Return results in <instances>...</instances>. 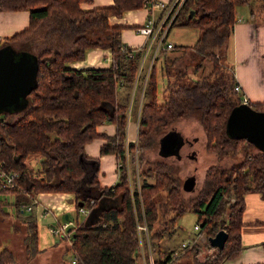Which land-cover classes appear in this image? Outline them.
<instances>
[{
    "label": "trees",
    "instance_id": "obj_1",
    "mask_svg": "<svg viewBox=\"0 0 264 264\" xmlns=\"http://www.w3.org/2000/svg\"><path fill=\"white\" fill-rule=\"evenodd\" d=\"M144 1L113 0L112 5L84 9L81 0H0L1 10H29V25L4 38L2 44H12L18 50L34 54L38 63L36 84L28 93L27 107L0 112V162L5 170L17 173L15 181L20 190L14 191L17 198L13 203L22 215L25 209L20 204L28 203L42 191L72 192L76 206L82 200V205L89 208L96 207L100 196L117 199V204L99 209L94 219L82 220L74 228L71 240L75 264H141L135 216L147 226L151 250L155 253L153 264H164L170 252L153 240L164 232H172L177 217L187 210L197 213L206 238L214 235L218 230L215 218L227 202L224 195L232 196L234 202L229 204L224 245L214 257L201 263L220 264L236 256L242 248L244 193L255 191L264 197V151L244 138L230 137L225 129L231 108L241 98L234 89L230 67L221 64V59L225 57L227 40L236 20V8H244L248 19L264 20V0H183L170 27L197 28L195 42L179 48L184 55L188 52L194 57L198 55L194 58L195 68H200L203 60H209L211 69L192 79L184 68H174V72H169L172 80L167 79L164 84L161 100L156 93L154 69L149 71L136 142L128 143V151L133 163L132 152L136 149L139 174H146L154 181L142 183L139 192L131 193L123 161V133L129 90L142 48L132 51L123 45L120 40L123 26L109 25L107 16H120L126 9L141 7ZM89 47L109 48L110 66H66L68 61L82 59ZM249 104L264 110L263 103ZM189 117L196 118L200 124L206 149L218 157L231 159L232 163L209 166L200 190L185 200L182 185L166 162L155 161L146 169L144 163L145 151L153 145L156 135ZM105 120L115 124L112 136L96 131V125ZM98 136L106 139L100 153H114L119 160L118 181L108 188L98 185L96 160L83 151L84 144ZM35 154L40 155L41 165L32 176L24 159ZM33 214L31 210L25 218L29 231L25 240L32 244L34 253L37 235ZM149 228L153 229L150 233ZM196 249L198 244L194 243L184 252L188 255ZM174 259L167 264H173ZM13 260L10 250L0 251V264ZM191 262L200 264L195 258L184 264Z\"/></svg>",
    "mask_w": 264,
    "mask_h": 264
},
{
    "label": "crops",
    "instance_id": "obj_2",
    "mask_svg": "<svg viewBox=\"0 0 264 264\" xmlns=\"http://www.w3.org/2000/svg\"><path fill=\"white\" fill-rule=\"evenodd\" d=\"M152 1L158 2V5L155 4L152 7L142 5L139 8L124 10L120 16H107V22L109 25L123 26L120 31L121 43L130 48L132 51L142 47V57H146V55L153 49L154 38L152 39V37L149 35L137 33L135 31V26L144 23L147 18H152L157 25L160 24L162 18L174 2V0H149V2ZM112 4L113 0H81L80 3L81 7L84 9H90L99 6H108ZM28 25V9H0V45L2 44L4 38H7L8 36H11L16 32L23 30ZM168 41L171 42L170 40H166V42ZM111 59V51L109 48L89 47L85 50L82 59L68 61L66 63V66L74 68L108 67L111 64ZM223 62L228 67H230L234 76L235 83L239 85V90L237 92L240 95V98L242 96H245L248 100V103L258 102L264 104V20L258 19L256 21H253L251 19H248L246 10L244 8H236V20L227 40V47ZM210 69L211 62L207 67L206 72H209ZM160 73L162 76L165 75L163 70H160ZM134 93L135 91L133 87V90L129 95V103L125 111V116L128 121L134 119L132 114L135 115L136 120L139 116V109L138 107L135 108L132 102ZM176 125L177 122L168 131L175 130L180 132L176 128ZM96 131L101 134L112 136L115 132V124L113 122L105 120L96 125ZM195 138L196 141L197 136H195ZM105 141L106 139L103 136L95 137L84 144L83 151L85 155L96 160V180L98 185L100 187L108 188L113 186L118 181L119 160L114 153H100V146ZM124 142L125 156L127 141ZM178 153L180 154L179 150ZM192 154L193 151L190 150L186 153L185 156L188 158H192ZM208 154L214 153L208 152ZM170 155H173L175 159H180L182 157V154L176 157L175 153H171L166 156ZM197 158L198 155L196 153L194 159ZM133 168V172H135V165L133 166ZM181 189L183 190V188ZM9 193H11V195L13 196V201L11 200V202H9L7 200V203L10 204L7 206L14 210V208L16 209V206L13 202L17 198V195L16 192ZM73 195L74 194L72 192L64 191L38 192L36 195L32 196V208L35 207V215L37 216L38 220L49 216L51 217L50 225L55 224L57 221H62L66 218H69V215L67 213L66 218L59 219V217L63 216L65 212H68L70 209L74 210L76 198L74 199ZM243 198L244 208L242 211V225L240 228V240L242 248L236 256L227 258L220 264H264V197H262L258 192L247 191L244 193ZM110 204H117V199L113 197L110 198L108 196H100L97 199V208H95V210L94 207L89 208L83 220L91 219L90 217L92 212L93 216H96L97 211L100 208L106 207ZM75 213V217L79 216L80 214H77V212ZM76 218L77 219L72 220L78 223V217ZM50 225H48L47 227L45 226L42 232H40L39 227L37 226L36 242L38 248L40 249L48 247L52 244V236L54 235L50 231ZM202 237L203 234L200 232L199 237H195L196 241L197 239H201ZM64 241L69 244L67 239H64ZM181 241H183V239ZM175 247L176 246L173 245L171 249H169V251H171Z\"/></svg>",
    "mask_w": 264,
    "mask_h": 264
},
{
    "label": "rangeland",
    "instance_id": "obj_3",
    "mask_svg": "<svg viewBox=\"0 0 264 264\" xmlns=\"http://www.w3.org/2000/svg\"><path fill=\"white\" fill-rule=\"evenodd\" d=\"M174 18V17H173ZM167 20L164 19L163 22H166ZM173 21V19H172ZM170 22V25L172 23ZM163 24V23H162ZM161 24V25H162ZM170 27V26H169ZM168 27V29H169ZM161 31H163V26L161 28ZM167 29V31H168ZM138 33V32H137ZM140 34V33H139ZM198 36V30L197 28L193 26H184V25H173L167 32L165 36V41L170 40L173 44L172 48H166V47H159L158 51L156 46V39L157 36H154V47L153 49L146 55V57H142V54L140 53L139 56V62L135 73V78L132 82V86L130 87V93L133 90L134 87V96L132 98L133 106L135 108L138 107L139 112L141 109V104L144 97V85L146 81V77L151 70V68L154 69V74L157 78V85H156V93L158 100H161V92L164 87V84L167 79L172 80L173 76H169V72L173 71L174 68H184L185 73L190 75L192 79L194 78H200L204 74H206L207 67L210 65V62L208 60L202 61V66L200 68H195V59L198 58L193 56V53L188 52L186 55L182 54V49L179 48V45L185 44V45H192L196 38ZM142 48V47H141ZM196 54V53H195ZM195 58V59H194ZM218 58V57H217ZM178 61V63H177ZM174 62L172 65L171 63ZM221 59V64H222ZM160 70H163L165 73L164 76L161 75ZM129 93V95H130ZM29 97L26 95L23 99V106L19 109H11L14 110H22L27 107L28 105ZM129 103V98H128ZM127 103V105H128ZM127 107V106H126ZM133 110V108H132ZM134 117L133 120L138 122V118L136 120L135 115L132 114ZM131 119V118H130ZM127 123L128 119L125 116V130L123 133V140L127 141L126 146V153L123 157V161L125 164L126 169V177L128 187H130L131 193L134 190H137L139 192V186L146 182V183H153V178L148 175L139 174L138 168H137V153L136 149L132 152V156H134L133 163L130 162L131 154L128 151V143L131 142L128 135H127ZM176 128L183 134L184 142L180 146V154H182V157L180 159H175L173 155L170 156H161L158 153V145H159V134L156 135L155 140L153 141V145L150 148H147L145 151V159L146 164L144 163V168L146 169L147 166H150L155 161H164L170 166V170L173 172V174L176 176L177 180L181 181L184 180L185 177L193 175L194 177V185L192 188L186 190H181L182 195L185 200L190 199L193 197L198 190H200L203 181L204 176L209 168V166L213 164H222V165H228L229 163H232L231 159H228L226 157H218L214 154H208V151L205 147V136L201 129L200 124L198 123L197 119L194 117H189L188 119H182L177 122ZM160 133V132H159ZM195 136H197V140L195 141ZM194 137V138H192ZM191 138V140H190ZM190 140V141H189ZM135 144V142H133ZM204 144V147H203ZM125 145V142H124ZM205 149V150H204ZM190 150L193 151V154L191 155L192 158L186 157V153ZM197 153L198 158H195V154ZM213 153V152H211ZM179 153H175L176 157L180 155ZM41 157L39 154L35 155H29L26 156L24 161L28 165V167L31 169L30 172L32 176H35V171L40 167ZM135 165V172H133V166ZM131 174V176H130ZM132 179V181H131ZM132 182V183H131ZM162 196H164V193L161 192ZM17 195V194H16ZM74 196V195H73ZM13 196L11 193H8L6 191L0 190V251L4 248L10 250L13 254L14 260L7 261L5 264H70V260L73 257V247L70 244H67L64 239L59 237L58 235L52 236V244L45 248H38L37 242H36V249L34 253L31 252L32 244L25 240V236L27 234V224L25 222V218L27 217V214L32 212L34 213L31 218L35 222V231L37 229V226L39 227L40 232H42L48 225L51 223V217L47 216L42 219L37 218L35 215V207L31 208L30 210H24L23 215L19 214L16 209L12 210L7 205H10L7 203V200L11 202L13 201ZM75 199V196H74ZM224 199L227 200V202L222 204L220 214L216 216L215 220L218 223V229L223 228L227 226L228 219H229V204L233 203L234 198L231 196L224 195ZM30 202V201H29ZM28 202V203H29ZM76 203V202H75ZM10 209V210H8ZM75 212H77L76 204L74 207V210L70 209L68 212H65L63 216H60L59 219H64L65 214L68 213L69 219H77L78 222H81L85 214L81 213L79 216L75 217ZM197 213L195 211L187 210L184 211L174 222V230L170 233L164 232V234L157 239L153 240V243H157L159 247L163 250L169 251L171 247L178 246L182 239H192V238H198L200 232L203 230V228L200 226L198 229L194 228V224L198 223L201 225V220L199 219ZM38 220V223H37ZM135 228H136V234L138 238V247L140 251V263L142 264L143 259L148 260L149 256L153 259L155 253L151 250L152 244L148 238V232H147V226L145 225V228H140V225L143 224V221L138 220V217L135 216ZM154 228V227H153ZM153 231V229L149 228V233ZM202 233V232H201ZM201 239H197L198 249H196L195 252H192L191 254H188L186 252H181V256L179 255L173 260V264H184L188 259L195 258L200 264L207 258H212L215 256V248L209 245V242L207 238L204 236ZM41 237V236H40ZM72 242V240H71ZM43 243V241H42ZM73 243V242H72ZM163 247V248H162ZM165 247V249H164ZM168 248V249H167ZM72 264V263H71ZM147 264H149L147 262ZM192 264V262L190 263Z\"/></svg>",
    "mask_w": 264,
    "mask_h": 264
},
{
    "label": "water",
    "instance_id": "obj_4",
    "mask_svg": "<svg viewBox=\"0 0 264 264\" xmlns=\"http://www.w3.org/2000/svg\"><path fill=\"white\" fill-rule=\"evenodd\" d=\"M192 12H190L191 14ZM38 63L34 54L26 50H18L12 44L0 45V112L19 109L23 99L36 84ZM227 134L233 138H244L257 149L264 151V110L253 108L248 102H240L233 106L225 122ZM158 153L169 155L178 153L184 139L180 132L170 130L159 138ZM194 185L193 175L184 178L183 189ZM82 200L77 204L82 205ZM97 207H94V210ZM100 208V207H99ZM101 209V208H100ZM67 214H65V218ZM96 216L91 213L90 221ZM227 232L219 228L214 235L207 237L209 245L215 250L222 249Z\"/></svg>",
    "mask_w": 264,
    "mask_h": 264
},
{
    "label": "built area",
    "instance_id": "obj_5",
    "mask_svg": "<svg viewBox=\"0 0 264 264\" xmlns=\"http://www.w3.org/2000/svg\"><path fill=\"white\" fill-rule=\"evenodd\" d=\"M182 2H183V0H174V2L172 3V5L168 9V11L166 12L164 17L162 18L160 24L157 25V24H155V22L153 21L152 18H147L144 23L135 26V31L140 33V34L149 35L152 37V39L154 38V36H157L156 46H155V47H157L156 51H158V48L160 46L166 47V48L173 47V44L169 41L166 42L164 38L167 34V29L170 26V22L172 21L173 17L175 16L176 12L178 11ZM155 4L158 5V2H155V1L149 2V0H145L143 2V5L147 6V7H152ZM161 5H162V3H161ZM164 19L167 21L163 22ZM161 24H162L163 29H164L163 31L160 30ZM0 39H1V37H0ZM234 89L236 91L239 90V85L237 83L234 84ZM241 102H248V100L245 96H242ZM136 137H137V123H136V136H135V138L129 137V139L131 142H136ZM16 175H17V173L15 171L5 170L3 167V164L0 162V188H2L3 190H6V192H8V193L14 192L16 190H20V187L18 186V184L15 181ZM32 199H33V197H31V200L29 203H23L22 202L20 204V207L24 208L25 210H30L32 208V203H33ZM89 203L92 204L93 199H90ZM76 208H77V212L80 214L81 213L87 214V212L89 210V207H86L83 205H78V206H76ZM77 224L78 223L73 221L72 219L66 218L62 221H57L55 224H51L49 228H50V231L52 232V234L54 236L58 235L62 239H67L68 243L70 245H72L71 235H72L74 228L77 226ZM199 227H200V225L198 223L194 224L195 229H198ZM140 228H143V229L145 228V222L140 225ZM196 242H197L196 238L181 241L177 247H175L174 249L169 251L170 253H169L168 261L178 257L181 254V252H184L186 249L191 247ZM76 260H77L76 255L73 254V257L70 260V262L72 264H75ZM147 262L149 264H153V259L150 258V256H149L148 260L143 259L142 264H147ZM167 262H165L164 264H167Z\"/></svg>",
    "mask_w": 264,
    "mask_h": 264
},
{
    "label": "bare ground",
    "instance_id": "obj_6",
    "mask_svg": "<svg viewBox=\"0 0 264 264\" xmlns=\"http://www.w3.org/2000/svg\"><path fill=\"white\" fill-rule=\"evenodd\" d=\"M127 135L130 138H135V136H136V122L133 120H129L127 123Z\"/></svg>",
    "mask_w": 264,
    "mask_h": 264
},
{
    "label": "flooded vegetation",
    "instance_id": "obj_7",
    "mask_svg": "<svg viewBox=\"0 0 264 264\" xmlns=\"http://www.w3.org/2000/svg\"><path fill=\"white\" fill-rule=\"evenodd\" d=\"M92 164H95V163L93 162ZM185 178H186V177H185ZM182 183H183V181H182Z\"/></svg>",
    "mask_w": 264,
    "mask_h": 264
}]
</instances>
